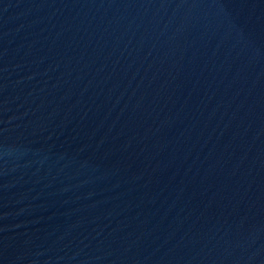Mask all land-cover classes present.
Masks as SVG:
<instances>
[{
	"label": "water",
	"instance_id": "obj_1",
	"mask_svg": "<svg viewBox=\"0 0 264 264\" xmlns=\"http://www.w3.org/2000/svg\"><path fill=\"white\" fill-rule=\"evenodd\" d=\"M0 264H264V0H0Z\"/></svg>",
	"mask_w": 264,
	"mask_h": 264
}]
</instances>
